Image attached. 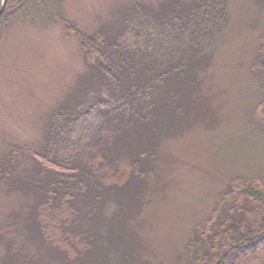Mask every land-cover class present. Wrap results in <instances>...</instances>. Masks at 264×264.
Masks as SVG:
<instances>
[{"label": "trees", "instance_id": "obj_1", "mask_svg": "<svg viewBox=\"0 0 264 264\" xmlns=\"http://www.w3.org/2000/svg\"><path fill=\"white\" fill-rule=\"evenodd\" d=\"M9 1L0 40L34 2ZM63 23L83 53L85 79L70 103L46 116L39 147L13 143L0 155V185L27 198L29 213L18 219L52 261L102 264L93 257L114 253L136 264L130 221L160 183L163 141L183 131L191 112L204 119L192 96L231 23L229 0L137 2L91 34ZM250 74L262 94L251 124L264 137V37ZM112 202L117 210L107 219ZM186 256L183 264H264V171L229 179L188 236Z\"/></svg>", "mask_w": 264, "mask_h": 264}, {"label": "rangeland", "instance_id": "obj_2", "mask_svg": "<svg viewBox=\"0 0 264 264\" xmlns=\"http://www.w3.org/2000/svg\"><path fill=\"white\" fill-rule=\"evenodd\" d=\"M137 2L158 0H34L21 23L10 20L0 40V155L13 143L39 147L46 116L70 103L85 79L83 53L63 21L91 34L117 23ZM229 12L231 23L192 96L208 120H193L191 112L183 131L163 141L160 183L130 221L139 248L136 264H183L188 236L207 220L229 179L264 171V137L251 124L262 94L250 74L264 37V0H229ZM28 205L25 196L0 185V264L12 257L61 264L20 224L18 215L28 214ZM116 210L112 202L106 218ZM93 258L122 264L114 253Z\"/></svg>", "mask_w": 264, "mask_h": 264}, {"label": "flooded vegetation", "instance_id": "obj_3", "mask_svg": "<svg viewBox=\"0 0 264 264\" xmlns=\"http://www.w3.org/2000/svg\"><path fill=\"white\" fill-rule=\"evenodd\" d=\"M18 2H20V0H18ZM2 5H3V0H0V9L2 8ZM10 8H11L10 1L7 0L6 6H5V11H4L3 15H4L5 12H6L7 10H9ZM3 15H1V17H2ZM1 17H0V18H1Z\"/></svg>", "mask_w": 264, "mask_h": 264}, {"label": "water", "instance_id": "obj_4", "mask_svg": "<svg viewBox=\"0 0 264 264\" xmlns=\"http://www.w3.org/2000/svg\"><path fill=\"white\" fill-rule=\"evenodd\" d=\"M7 0L3 1V5L2 8L0 9V16L3 14L4 10H5V6H6Z\"/></svg>", "mask_w": 264, "mask_h": 264}]
</instances>
